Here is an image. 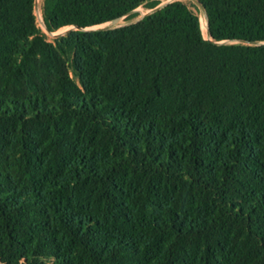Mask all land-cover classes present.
<instances>
[{"label":"trees","instance_id":"obj_1","mask_svg":"<svg viewBox=\"0 0 264 264\" xmlns=\"http://www.w3.org/2000/svg\"><path fill=\"white\" fill-rule=\"evenodd\" d=\"M36 1L0 0V264H264V0H199L210 39L44 0L53 42Z\"/></svg>","mask_w":264,"mask_h":264},{"label":"rangeland","instance_id":"obj_2","mask_svg":"<svg viewBox=\"0 0 264 264\" xmlns=\"http://www.w3.org/2000/svg\"><path fill=\"white\" fill-rule=\"evenodd\" d=\"M43 1L44 0H37V7H36V16H37V23H38V27L40 29H42V31L44 32V34L47 36L48 40L53 42L56 38L57 35H60V34H64L66 32H68L72 27H65L63 29H60L59 31L55 32V33H49L44 24H43V18H42V9H43ZM180 1H183V2H187L191 9L197 14L199 15L200 17V20H201V24H202V29L204 26H206V23L207 21L205 22L202 18H204L202 15H201V12L199 13V8L198 6L192 2L194 4V7L193 5H191V3L188 2V0H180ZM190 1V0H189ZM151 10L145 8V7H141L137 10V12H135V17L134 18H128V17H124L120 20L117 21V23L114 25L115 27L119 28V27H123V26H127V25H130V24H133V23H136V22H139L141 21L145 16H147L149 13H150ZM204 22V23H203ZM96 28H99V27H96ZM207 28V27H206ZM204 33V32H203ZM205 38L206 39H210V37L207 35V34H204Z\"/></svg>","mask_w":264,"mask_h":264},{"label":"water","instance_id":"obj_3","mask_svg":"<svg viewBox=\"0 0 264 264\" xmlns=\"http://www.w3.org/2000/svg\"><path fill=\"white\" fill-rule=\"evenodd\" d=\"M176 1H180V0H168V1L164 2L163 4H161L160 6H158L156 9L151 10L149 14L154 13V12H156L158 10H161L166 5H168V4L172 3V2H176ZM190 1L194 2L198 6V8H199V10L201 12V15L204 18H206V20H207V23H206L207 35L210 37V30H209V27H208V18H207V12H206L205 7L203 6V4L199 0H190ZM36 7H37V1H36ZM135 12H137V10ZM135 12H133V13H135ZM42 18H43V16H42ZM116 23H117V21H113V22L104 24L102 26H99V28H93V29H90V30H92V31H97V30H105V31L106 30H113V29H116L117 28V27L114 26ZM43 24H44V22H43ZM73 29H79V28L72 27L68 32H66L64 34L57 35L56 38H59V37L65 35V34L69 33ZM235 43H238V42H233V43L229 42V44H235ZM252 45H264V42H256V43H252Z\"/></svg>","mask_w":264,"mask_h":264},{"label":"bare ground","instance_id":"obj_4","mask_svg":"<svg viewBox=\"0 0 264 264\" xmlns=\"http://www.w3.org/2000/svg\"><path fill=\"white\" fill-rule=\"evenodd\" d=\"M205 22L207 21L206 18H202ZM204 23V22H203ZM204 34H207V28L206 26L203 27Z\"/></svg>","mask_w":264,"mask_h":264}]
</instances>
